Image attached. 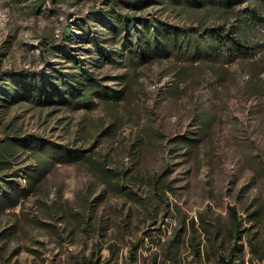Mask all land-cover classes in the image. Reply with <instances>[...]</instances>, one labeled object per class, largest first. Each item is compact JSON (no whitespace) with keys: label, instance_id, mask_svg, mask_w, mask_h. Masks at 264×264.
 I'll return each instance as SVG.
<instances>
[{"label":"rangeland","instance_id":"rangeland-1","mask_svg":"<svg viewBox=\"0 0 264 264\" xmlns=\"http://www.w3.org/2000/svg\"><path fill=\"white\" fill-rule=\"evenodd\" d=\"M0 0V264H264V0ZM52 6V8H51ZM75 21L40 56V38ZM235 28L255 53L231 62L156 55L122 62L112 14ZM95 36V37H93ZM93 37V42L88 41ZM76 57L118 100L40 104L28 85L77 74ZM78 79L79 76H76Z\"/></svg>","mask_w":264,"mask_h":264},{"label":"trees","instance_id":"trees-1","mask_svg":"<svg viewBox=\"0 0 264 264\" xmlns=\"http://www.w3.org/2000/svg\"><path fill=\"white\" fill-rule=\"evenodd\" d=\"M108 5H114L117 1L129 9L139 10L147 6L148 0H101ZM195 5H202L204 0H187ZM227 4H241L247 0H225ZM52 8V6H51ZM54 9V8H53ZM60 15L58 21V33L55 37L40 38L38 49L44 64L47 63V51L52 47H60L69 38L71 26L75 19H71L70 13L62 9H54ZM253 21L264 25V16L251 13ZM106 27L114 32L119 47L113 51L100 48L102 57L109 60L122 62V57L128 53L130 57L139 61H146L156 55L183 57L189 56L193 61L200 59L231 62L237 57H247L255 53L252 46L248 45L239 30L214 26L210 28L179 27L168 22L144 17L140 15L114 13L112 18L105 21ZM95 37V36H93ZM93 37L88 41L93 42ZM79 63L78 73H67L60 78L63 88L50 79L40 82H32L28 85L25 96L40 104H47L60 100L72 105L73 108L87 106L94 97L118 100L122 97V91L106 85L102 78L97 77L92 71L84 68L83 59L76 57ZM20 72L27 74H39L38 71L21 68L18 70L4 69L0 76L5 74L18 75ZM76 76H79L77 79ZM229 214L235 224L234 243L229 249V258L220 255L222 264H233L232 257L238 250L237 240L239 234V219L234 206H229Z\"/></svg>","mask_w":264,"mask_h":264}]
</instances>
